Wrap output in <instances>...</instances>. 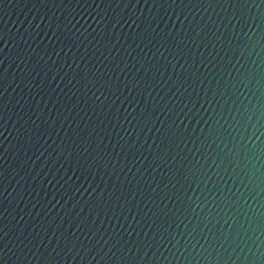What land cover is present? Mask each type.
Returning <instances> with one entry per match:
<instances>
[{
	"label": "water",
	"instance_id": "1",
	"mask_svg": "<svg viewBox=\"0 0 264 264\" xmlns=\"http://www.w3.org/2000/svg\"><path fill=\"white\" fill-rule=\"evenodd\" d=\"M0 264H264V0H0Z\"/></svg>",
	"mask_w": 264,
	"mask_h": 264
}]
</instances>
